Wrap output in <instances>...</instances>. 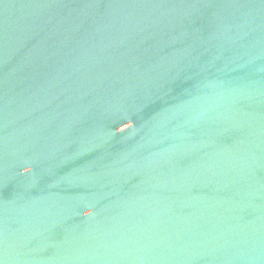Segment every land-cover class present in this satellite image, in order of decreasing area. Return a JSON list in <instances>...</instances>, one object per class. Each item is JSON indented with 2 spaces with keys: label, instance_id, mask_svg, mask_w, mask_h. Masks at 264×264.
<instances>
[{
  "label": "water",
  "instance_id": "obj_1",
  "mask_svg": "<svg viewBox=\"0 0 264 264\" xmlns=\"http://www.w3.org/2000/svg\"><path fill=\"white\" fill-rule=\"evenodd\" d=\"M0 264H264V0H0Z\"/></svg>",
  "mask_w": 264,
  "mask_h": 264
}]
</instances>
